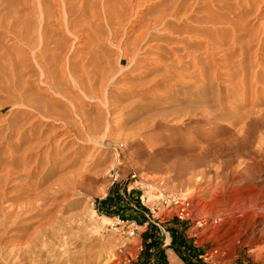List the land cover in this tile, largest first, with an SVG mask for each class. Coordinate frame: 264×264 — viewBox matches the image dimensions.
Listing matches in <instances>:
<instances>
[{
    "label": "rangeland",
    "instance_id": "1",
    "mask_svg": "<svg viewBox=\"0 0 264 264\" xmlns=\"http://www.w3.org/2000/svg\"><path fill=\"white\" fill-rule=\"evenodd\" d=\"M43 40L58 43L57 91L39 76ZM64 54L82 67L83 90L57 68ZM26 99L68 130L30 160L52 127ZM263 144L264 0H0V264H144L171 235L145 242L162 207L141 204L133 235L117 218L103 221L95 203L120 184L139 202L156 184L150 208L184 193L205 217L186 227L192 259L165 247L180 264H264ZM36 152L43 181L29 202L19 180ZM54 193L63 203H49Z\"/></svg>",
    "mask_w": 264,
    "mask_h": 264
},
{
    "label": "bare ground",
    "instance_id": "2",
    "mask_svg": "<svg viewBox=\"0 0 264 264\" xmlns=\"http://www.w3.org/2000/svg\"><path fill=\"white\" fill-rule=\"evenodd\" d=\"M67 2V1H66ZM105 4H106V2H105ZM107 5V4H106ZM105 5V6H106ZM80 7V6H79ZM41 10H43V9H41ZM79 10H80V8H79ZM44 11V10H43ZM45 12V11H44ZM57 15V14H56ZM60 15V14H59ZM66 15V14H65ZM60 17V16H59ZM42 18V17H41ZM50 19V18H49ZM60 19V18H59ZM100 19V18H99ZM109 19H111V16H109L108 17V20ZM165 19V18H164ZM75 20V19H74ZM98 21V20H97ZM70 22L71 21H66V25H68L67 27L69 28V26H70ZM74 22L75 21H72L71 23L72 24H74ZM163 22V21H162ZM63 23V22H62ZM111 23V22H110ZM50 24V23H49ZM75 25H76V23H75ZM75 25H74V27H75ZM78 25V24H77ZM85 25V24H84ZM110 25V24H109ZM131 25V24H130ZM49 26V25H48ZM50 26H52V25H50ZM59 26V25H58ZM107 26V25H106ZM132 26V25H131ZM137 26V25H136ZM87 27V26H86ZM57 28V27H56ZM66 28V27H65ZM71 28V27H70ZM81 28V27H80ZM136 28V27H135ZM57 29H59V28H57ZM61 29V28H60ZM59 29V30H60ZM73 29H75V28H73ZM77 29V28H76ZM110 29V28H109ZM130 29V28H129ZM49 30V29H48ZM58 30V31H59ZM89 30H92V29H89ZM62 31V30H61ZM84 32H85V29L83 30ZM123 31V30H122ZM81 32V31H80ZM93 32V31H92ZM125 33V32H124ZM43 34V33H42ZM68 34V33H67ZM15 35V34H14ZM21 35V34H20ZM19 35V36H20ZM70 35V34H69ZM80 36H78L79 37V39L78 40H82L83 38H84V33L82 32V33H80L79 34ZM93 35V34H92ZM143 35V34H142ZM18 36V35H17ZM74 36V35H73ZM88 36V35H87ZM29 37V36H28ZM141 39V38H140ZM69 40V39H68ZM84 40L85 39H83V42H84ZM142 40V39H141ZM41 41V40H40ZM39 41V42H40ZM52 42H54V41H52ZM80 42V41H79ZM58 43H55V44H53V43H51V45H50V43H47V41H46V43L44 42V40H43V42H42V44H41V46L43 45V48H44V50L43 51H41L42 53L40 54V57L38 58V68H39V70H38V72H40L41 74H39V76L41 77V75H42V79H41V81L45 84V86H46V89L48 90V89H53V90H56L57 91V89H56V80H57V78L55 79V75L56 74H54V76L51 74V72H53L52 71V69L55 67V61H57L56 60V54H55V49H56V47H55V45H57ZM75 44V43H74ZM73 44V45H74ZM77 44V43H76ZM84 44H85V42H84ZM37 45V44H36ZM71 45V44H70ZM80 45H81V43H80ZM79 45V46H80ZM82 46V45H81ZM19 47V46H18ZM21 47V46H20ZM59 47V48H58ZM61 47H63V46H61ZM71 47V46H70ZM77 47H78V45H77ZM34 48H35V46H34ZM57 48L59 49V51H61V48H60V45L59 46H57ZM28 49V48H27ZM64 48H62V50H63ZM21 51H22V53H24V47H22V49H20ZM19 50V51H20ZM46 50H49L50 51V54L51 55H47L48 53H46L45 51ZM57 50V49H56ZM74 51V50H73ZM57 52V51H56ZM65 52V51H64ZM63 52V53H64ZM18 53H20V52H18ZM59 53V55H60V53L61 52H58ZM66 53V52H65ZM10 54V53H9ZM14 54H15V52H14ZM72 53H70V55H71ZM26 55V54H25ZM31 55V54H30ZM93 55V54H92ZM21 56V55H20ZM61 56V55H60ZM38 57V56H37ZM58 57V56H57ZM22 58V57H21ZM25 59V58H24ZM58 59H60V58H58ZM73 58L71 57V56H68V55H66V54H64V56H63V58L62 59H60V63H59V65L57 66V68L59 69V70H61V72L62 73H65L66 71H68V73L72 76V78H73V81H74V83L76 84L77 82H79V87H81L82 88V83L79 81V79H80V77H81V73H80V69L82 68H80V66L78 67L74 62H73V60H72ZM86 59V58H85ZM82 60V59H81ZM102 60V59H101ZM32 61V60H31ZM83 61V60H82ZM87 61V60H86ZM21 62V61H20ZM92 62H95V61H92ZM13 63V62H12ZM24 63H25V60H24ZM102 63V62H101ZM260 63V62H259ZM27 64V63H26ZM36 64V63H35ZM34 64V65H35ZM57 64H58V62H57ZM19 65V64H18ZM83 66V65H82ZM23 67V66H22ZM36 67V68H37ZM84 67V66H83ZM80 68V69H79ZM104 68V67H103ZM11 70V69H10ZM14 70V69H13ZM105 70V69H104ZM27 71H28V69H27ZM15 72V71H14ZM23 73V72H22ZM57 73V72H56ZM94 73V72H93ZM109 73V72H108ZM24 74V73H23ZM22 74V75H23ZM30 74V73H29ZM68 74V75H69ZM86 74V73H85ZM24 76V75H23ZM80 76V77H79ZM105 76H107V75H105ZM67 77V76H66ZM86 77V76H85ZM6 78V77H5ZM13 78V77H12ZM79 78V79H78ZM112 78V77H111ZM110 78V79H111ZM22 79H23V83H27V78L26 77H22ZM6 80H8V79H6ZM12 81H13V79H12ZM87 81V80H86ZM38 82V81H37ZM16 83V82H15ZM70 83V82H69ZM73 83V82H72ZM7 84V83H6ZM78 84V83H77ZM68 85V84H67ZM28 86V85H27ZM61 87V86H60ZM70 87V86H69ZM37 90V89H36ZM46 90V91H47ZM82 90H83V88H82ZM64 92V91H63ZM74 93V92H73ZM48 95V94H47ZM97 95V94H96ZM25 97V96H24ZM19 99V98H18ZM57 101V100H56ZM57 103V102H56ZM27 107H32V108H34L38 113H41L42 114V112L44 111L43 109H41V107L38 105V104H36V103H34V102H28V100L26 99V102L24 103ZM50 105V104H49ZM82 105V104H81ZM81 105H80V107H81ZM70 107V106H69ZM71 109V108H70ZM82 110V109H81ZM262 113V112H261ZM260 114V113H259ZM44 115H45V117L46 118H49V124H50V126L52 127V129H51V131L49 132L50 134L47 136V139H45V142L43 143L41 140H39V141H37V142H35L34 144L35 145H31L32 147L30 148V151L28 150V152L27 153H25V155H24V159L25 160H30V158L32 157L31 156V149H36V150H42L41 148H42V146L44 145V144H46L47 146H48V144H51V143H53L52 142V140L53 139H56L59 135L61 136H64L63 138H65L66 139V137H68V136H65L66 134H64V133H60V131H62L63 129H66V127L64 128V126L62 127V128H58V127H56L54 124H53V122L54 121H58V120H60L61 118L59 117V116H57V115H55L54 113L52 114L51 113V110L49 109V110H47V111H44ZM81 118V117H80ZM83 118V117H82ZM262 118V117H261ZM85 120V119H84ZM67 121V120H66ZM114 125H116V124H114ZM77 126V125H76ZM79 127V126H78ZM86 129L88 128H90L89 126H86L85 127ZM50 130V129H49ZM67 130V129H66ZM76 130V129H75ZM78 130V129H77ZM82 130V129H81ZM107 130V129H106ZM68 131V130H67ZM70 131V130H69ZM67 133H69V132H67ZM71 134V133H70ZM84 135V134H83ZM100 136V135H99ZM73 137V136H72ZM61 138V137H60ZM62 138V139H63ZM70 138H68L66 141L68 142V140H69ZM59 140V139H58ZM67 142H66V145H67ZM65 143V142H64ZM51 145H53V144H51ZM264 145V144H263ZM51 147H53V146H51ZM86 148H87V146L86 145H84L83 147H82V151L84 152L85 150H86ZM48 149V148H47ZM32 151H34V150H32ZM95 151V150H94ZM37 153V152H36ZM39 153V152H38ZM37 153V155L35 154V157L32 159L34 162H35V166L33 167V168H31V169H29L28 171H27V174H26V176L24 177V178H20V180H19V182H20V185H21V188L23 189L22 191H23V193L24 194H27V198H26V196H25V198H26V200L27 201H29V200H31V199H28L29 198V193L31 192V191H34V190H37V188H38V186L41 184V182L43 181L42 180V174H41V171H43V169L41 168L42 166H40V162H39V159L41 158L40 157V155ZM43 153V152H42ZM98 153V152H97ZM258 154H260V153H258ZM86 157V156H85ZM260 157V156H259ZM65 161L67 160L65 157L63 158ZM87 159V158H86ZM259 159H261V158H259ZM85 161H83V163H84ZM82 163V164H83ZM87 165V164H86ZM262 165V164H261ZM85 166V165H84ZM83 166V167H84ZM80 168H82V167H80ZM85 168V167H84ZM48 170V169H47ZM84 171V170H83ZM244 176V175H243ZM234 177H236V176H234ZM241 177V176H240ZM256 178V177H255ZM232 180V179H231ZM240 180V179H239ZM246 180V179H245ZM233 181V180H232ZM238 181V180H237ZM138 182V181H137ZM141 182V181H140ZM254 182V181H253ZM142 183V182H141ZM152 183V182H151ZM228 183V182H227ZM255 183V182H254ZM259 183V182H258ZM41 186V185H40ZM238 187H239V185H238ZM245 188V187H244ZM47 189V188H46ZM49 190V189H48ZM42 191V190H41ZM53 191V190H52ZM37 192H38V190H37ZM40 193V192H39ZM39 193H37V194H39ZM33 194H35V192H33ZM32 194V195H33ZM57 194V193H56ZM41 196L43 195L42 193L40 194ZM40 196V199L42 200V197ZM50 196H51V194H50ZM57 196V195H56ZM32 198H36V196L34 197H32ZM48 198H49V196H48ZM37 199V198H36ZM35 199V200H36ZM52 199V200H51ZM51 202H49L52 206L53 205H55V204H57V205H59L58 203H60L61 204V202L63 203V201H59V202H57V198L55 197V193H54V195L51 197ZM25 200V201H26ZM35 200H33V201H35ZM250 200V199H249ZM254 200V199H253ZM261 200V202H264V196L262 197V199H260ZM26 201V202H27ZM32 201V200H31ZM31 201H29V202H31ZM37 201H40V200H37ZM47 201V200H46ZM24 202V200L22 201V202H20V205H21V203H23ZM26 202H25V204H26ZM29 202H28V204H29ZM36 202V201H35ZM43 202V201H42ZM38 203V202H37ZM24 203H23V205H25ZM34 204V203H33ZM39 204V203H38ZM37 204V206H39ZM46 204V203H45ZM48 204V203H47ZM50 204H49V206H50ZM23 205H21V206H23ZM30 205H32V203H30ZM42 205V204H41ZM34 207L36 206L35 204L33 205ZM33 206H31V207H33ZM241 206V205H240ZM41 206H39V207H37V208H40ZM256 207H258V208H260V209H262V210H264V205L263 206H256ZM55 208V207H54ZM56 208H57V206H56ZM41 209V208H40ZM244 210V209H243ZM247 210V209H246ZM253 210V209H252ZM34 211V210H33ZM40 211V210H39ZM39 211H37V212H39ZM54 211H55V209H54ZM53 211V212H54ZM230 211V210H229ZM238 211V210H237ZM258 211V210H257ZM53 212H52V209L50 208V209H48V210H46V214L48 215V217H49V219H51V218H53ZM238 213V212H237ZM262 216V215H261ZM66 217H68V216H66ZM90 218V220H92V222L93 223H96V224H99V221L97 222V221H95V219L91 216V217H89ZM102 218H103V221H105V220H109L110 218L109 217H107V216H102ZM252 219V218H251ZM250 220V219H249ZM253 220V219H252ZM45 221V220H44ZM52 221H54V220H52ZM67 221V220H66ZM242 221V220H241ZM70 222V221H69ZM257 222H258V226H261V224L264 222V215L262 216V217H260V219L259 220H257ZM199 223H201V221H198L197 222V224H199ZM241 223V222H240ZM196 224V225H197ZM253 225V224H252ZM30 226V225H29ZM55 226V225H54ZM27 227V226H26ZM91 227V226H90ZM95 227V226H94ZM238 227V226H237ZM44 228H45V226H44ZM60 228V227H59ZM67 228V227H66ZM102 228V227H101ZM43 229V228H42ZM57 231V230H56ZM59 233H60V235H62L61 237H65L64 235H63V231L61 232L60 230L58 231ZM90 232V231H89ZM38 233V232H37ZM43 233V232H42ZM69 233V232H68ZM95 233V232H94ZM249 233V232H248ZM28 234H29V232H28ZM90 234V233H89ZM91 234H93L92 232H91ZM39 235H40V233H39ZM49 236V235H48ZM102 236V235H101ZM53 238V237H52ZM74 238V237H73ZM261 238V237H260ZM54 239V238H53ZM52 239V240H53ZM104 239V238H103ZM101 240V239H100ZM28 242V241H27ZM61 242V241H60ZM59 242V243H60ZM105 242H106V240H105ZM166 242H167V240H166ZM74 243V242H73ZM31 244V243H30ZM32 245V244H31ZM51 245H53V242H51ZM54 245H55V243H54ZM53 245V246H54ZM23 246V245H22ZM66 246V245H65ZM18 247V246H17ZM25 247V246H24ZM46 247V246H45ZM48 247V246H47ZM35 248V247H34ZM51 248V247H50ZM101 248V247H100ZM48 249V248H47ZM52 249H54V248H52ZM69 249V248H68ZM104 249V248H103ZM18 250V249H17ZM30 250V249H29ZM50 250V249H49ZM11 251L12 250H10L9 252L11 253ZM9 253V254H10ZM33 253V252H32ZM3 254V253H2ZM7 254V253H6ZM16 254H18V253H16ZM47 254V253H46ZM25 255V254H24ZM64 255V254H63ZM18 255H16V257H17ZM19 256H20V254H19ZM46 256V255H45ZM58 256V255H57ZM8 257V256H7ZM16 257H14V258H16ZM28 257V256H27ZM170 261H171V264H180V262H179V260H178V258L176 257V255L171 251L170 252ZM13 258V259H14ZM12 259V260H13ZM19 259V258H18ZM44 259V258H43ZM48 259H49V257H48ZM57 259V258H56ZM2 260V259H1ZM24 260V259H23ZM28 260V259H27ZM115 260V259H114ZM9 261V260H8ZM28 261H30V260H28ZM42 261V260H41ZM36 262V261H35ZM4 263V262H3ZM115 263V262H114ZM27 264V263H26Z\"/></svg>",
    "mask_w": 264,
    "mask_h": 264
},
{
    "label": "crops",
    "instance_id": "3",
    "mask_svg": "<svg viewBox=\"0 0 264 264\" xmlns=\"http://www.w3.org/2000/svg\"><path fill=\"white\" fill-rule=\"evenodd\" d=\"M125 193L126 190H124L123 186L121 187V184L118 187L109 188L108 191L104 193V195L101 196L98 201H96L95 210H97L102 216L106 215L110 218H117L119 220L130 219L136 221L140 216H142V205L139 202V196L134 191L129 194L126 193L127 196ZM145 223L147 224L148 221L143 222V224ZM163 225L164 228L160 225L158 229L157 227L150 226V230L148 232H144V238H147L145 239V242L147 243L151 242V239H156V235L161 232V229L166 232V234L171 235L168 238L169 241L167 239V242L165 240L162 245L156 244L154 255L147 262H144V264H164L167 262V258L171 263L169 257L171 249L168 248V252V250L165 248L166 246H171L174 249L177 247L178 250L182 251V253L188 257V259H192L191 255L194 254V250L191 248L190 240H188L185 236V233L188 232L186 228L188 223L173 218L163 223ZM171 241L172 243L170 244L169 242Z\"/></svg>",
    "mask_w": 264,
    "mask_h": 264
},
{
    "label": "built area",
    "instance_id": "4",
    "mask_svg": "<svg viewBox=\"0 0 264 264\" xmlns=\"http://www.w3.org/2000/svg\"><path fill=\"white\" fill-rule=\"evenodd\" d=\"M159 187L156 184H150L149 187L146 189V191L141 194L140 197V203L142 205H145L151 214H153L154 210H156V213L160 210V207H162V212L160 213L159 216H154L152 217L151 223H153L156 227H159L160 221L162 219H167V218H175L179 219L181 221H185L187 223L194 224L193 226H197V222L201 221V223L198 224V226H201L204 221L205 217L201 215L200 213L197 212V210H194L193 203L189 199L187 195L184 193H178V195H170V194H164L163 197L158 200L157 204L155 207L151 205V208L146 205V203L151 202L152 204L154 201H157L156 198L160 194ZM220 219V217L216 216L214 219H212V222L215 223ZM120 223H125L127 224V233L130 235L134 234V231L137 227L136 221L135 220H130V219H123L119 220ZM146 224V223H145ZM122 249H119V252ZM122 255V254H121ZM205 255L200 254L199 257H203Z\"/></svg>",
    "mask_w": 264,
    "mask_h": 264
},
{
    "label": "trees",
    "instance_id": "5",
    "mask_svg": "<svg viewBox=\"0 0 264 264\" xmlns=\"http://www.w3.org/2000/svg\"><path fill=\"white\" fill-rule=\"evenodd\" d=\"M150 230V228L149 229H147L146 231L148 232ZM175 252H179V250H178V248L176 247V249H175Z\"/></svg>",
    "mask_w": 264,
    "mask_h": 264
}]
</instances>
